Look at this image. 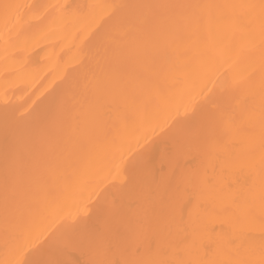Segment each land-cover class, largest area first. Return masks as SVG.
Listing matches in <instances>:
<instances>
[{
	"label": "bare ground",
	"instance_id": "1",
	"mask_svg": "<svg viewBox=\"0 0 264 264\" xmlns=\"http://www.w3.org/2000/svg\"><path fill=\"white\" fill-rule=\"evenodd\" d=\"M0 264H264V0H0Z\"/></svg>",
	"mask_w": 264,
	"mask_h": 264
},
{
	"label": "snow or ice",
	"instance_id": "2",
	"mask_svg": "<svg viewBox=\"0 0 264 264\" xmlns=\"http://www.w3.org/2000/svg\"><path fill=\"white\" fill-rule=\"evenodd\" d=\"M6 7H8V6H6Z\"/></svg>",
	"mask_w": 264,
	"mask_h": 264
}]
</instances>
